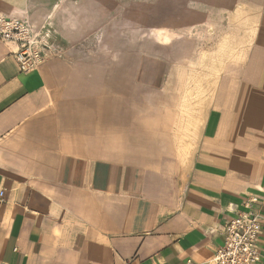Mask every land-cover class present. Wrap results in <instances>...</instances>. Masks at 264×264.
<instances>
[{
	"label": "crops",
	"instance_id": "obj_1",
	"mask_svg": "<svg viewBox=\"0 0 264 264\" xmlns=\"http://www.w3.org/2000/svg\"><path fill=\"white\" fill-rule=\"evenodd\" d=\"M111 2L0 0L53 43L21 72L0 40V264H213L264 203V0H155L134 38Z\"/></svg>",
	"mask_w": 264,
	"mask_h": 264
},
{
	"label": "built area",
	"instance_id": "obj_2",
	"mask_svg": "<svg viewBox=\"0 0 264 264\" xmlns=\"http://www.w3.org/2000/svg\"><path fill=\"white\" fill-rule=\"evenodd\" d=\"M45 38L26 20L0 17V40L18 46L15 57L21 72L35 70L46 58L50 48ZM258 206L264 207V203L257 197L248 200L237 217L224 225V245L216 252L213 264H260L257 241L262 231V214Z\"/></svg>",
	"mask_w": 264,
	"mask_h": 264
},
{
	"label": "rangeland",
	"instance_id": "obj_3",
	"mask_svg": "<svg viewBox=\"0 0 264 264\" xmlns=\"http://www.w3.org/2000/svg\"><path fill=\"white\" fill-rule=\"evenodd\" d=\"M154 1L155 0H112L111 6L113 8V15L99 18V20H101V22H103V20L106 21V24H108L107 26H110L114 31L124 26V29L126 31L129 29V34L134 38L144 32H140V30L145 29L146 25L148 29V19L152 12ZM36 32L46 37L44 40H46L51 51V49H53V43L50 34L40 31ZM99 35L100 37L102 36L101 32ZM113 35L116 36L113 38L116 41L122 39V35H119L120 37H118L117 34Z\"/></svg>",
	"mask_w": 264,
	"mask_h": 264
}]
</instances>
